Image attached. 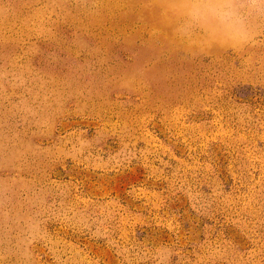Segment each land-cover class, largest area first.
Instances as JSON below:
<instances>
[{"label": "rangeland", "instance_id": "rangeland-1", "mask_svg": "<svg viewBox=\"0 0 264 264\" xmlns=\"http://www.w3.org/2000/svg\"><path fill=\"white\" fill-rule=\"evenodd\" d=\"M253 31L221 46L180 0H0V264H264Z\"/></svg>", "mask_w": 264, "mask_h": 264}, {"label": "clouds", "instance_id": "clouds-1", "mask_svg": "<svg viewBox=\"0 0 264 264\" xmlns=\"http://www.w3.org/2000/svg\"><path fill=\"white\" fill-rule=\"evenodd\" d=\"M180 4L190 21L205 27L213 42L232 49L247 46L254 36L253 21L264 19V0H180ZM175 34L188 38L184 31Z\"/></svg>", "mask_w": 264, "mask_h": 264}]
</instances>
